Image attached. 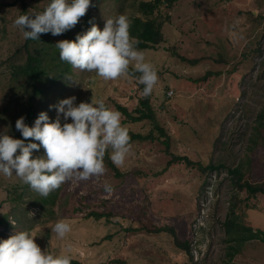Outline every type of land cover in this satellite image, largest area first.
Returning a JSON list of instances; mask_svg holds the SVG:
<instances>
[{"label": "rangeland", "instance_id": "1", "mask_svg": "<svg viewBox=\"0 0 264 264\" xmlns=\"http://www.w3.org/2000/svg\"><path fill=\"white\" fill-rule=\"evenodd\" d=\"M138 1L90 0L81 32L91 23L102 28L109 16L129 20L140 14ZM9 2L0 0V60L23 41L13 24L19 7ZM161 32L158 44L139 50L157 72L148 97L168 138V151L159 139L130 142L117 166L126 174L120 189L103 191L110 176L67 180L58 187L53 211L38 202L39 194L28 185L12 200L7 187L15 183L14 173L0 174V216L5 214L7 221L5 229L0 224V238L30 230L41 250L67 253L84 264H264V242L228 241L223 224L238 193L242 201L235 208L236 221L264 232V195L242 203L245 192H237L227 170L240 166L249 180L264 184V125H259L264 122L259 116L264 115V0H175ZM138 77L104 80L70 65L69 73L48 86L35 117L44 110L50 120L55 118L49 105L69 95L77 103L92 96L103 98L108 107L133 110L144 96ZM9 93L6 63L0 65V129L5 131L10 121L5 116L13 110ZM123 126L146 133L151 124L144 119ZM34 151L42 154L43 148ZM175 155L217 167L202 170L171 160ZM103 198L111 201L108 206L97 204ZM83 202L117 214L109 221L85 217ZM57 220L70 225L63 238L51 230ZM143 224L173 226L189 242L190 254L175 247L169 233L147 232L140 229Z\"/></svg>", "mask_w": 264, "mask_h": 264}, {"label": "clouds", "instance_id": "2", "mask_svg": "<svg viewBox=\"0 0 264 264\" xmlns=\"http://www.w3.org/2000/svg\"><path fill=\"white\" fill-rule=\"evenodd\" d=\"M89 5L90 0H47L41 10L18 14L13 24L26 39L36 40L46 32L57 35L73 27ZM128 26L124 15L105 18L102 28L91 23L74 39L55 42L58 57L72 68L92 72L104 80L124 76L131 65L140 73L138 82L143 85L142 94L147 96L157 81V72L135 47L137 41L130 37ZM64 78L75 80L71 76ZM75 101V95H69L50 104L56 117L50 120L47 112L41 110L31 126L24 122L23 115L18 116L14 127L23 139L0 129V174L14 173L30 189L46 196L67 180L102 175L107 149H111L108 158L119 166L130 150L128 130L121 124L119 111L108 107L103 98L91 96L88 101ZM40 148L43 153L34 155L33 150ZM103 187L111 191L109 184ZM51 230L63 238L70 225L57 220ZM34 236L30 230H15L0 238V264H70L69 254L41 250Z\"/></svg>", "mask_w": 264, "mask_h": 264}, {"label": "trees", "instance_id": "3", "mask_svg": "<svg viewBox=\"0 0 264 264\" xmlns=\"http://www.w3.org/2000/svg\"><path fill=\"white\" fill-rule=\"evenodd\" d=\"M175 0H140L137 4V10L140 14L133 15L128 21V32L130 37L135 38L137 44L135 45L138 49L144 48H153L162 40L161 27L162 23L168 18L169 9L172 6ZM47 0H11L9 4L12 6H18V14L21 12H26L30 9L41 10ZM7 4L6 2H2ZM2 4L0 3V6ZM17 14V15H18ZM87 15L84 13L83 16L78 18L77 23L67 29L66 31L57 34L51 35L50 33H41L38 35V39H26L23 37L22 43L16 47L11 53L7 55L5 60H0V65L7 63V73L9 75L10 89L11 93L8 94L7 103L12 107L11 114L5 116L10 119L7 128L8 133L15 138H22L19 130L14 127L15 119L23 115L24 122L31 126L37 107L39 106L43 95L45 94L48 86L51 83H57L59 78L69 73L70 65L61 61L58 57V49L55 47V42L60 39H74L75 34L82 31V27L87 25ZM130 76H139L140 73L131 69L129 66V71L127 73ZM6 98V97H5ZM115 109L119 111L122 116L121 124L126 122H136L147 119L150 121L151 127L150 130L146 133L132 131L127 128L129 143L132 141H145V140H154L159 139L165 145V151H168V138L165 134L164 129L161 124L158 123L153 107L150 104L148 95L139 97V102L133 110H128L125 106L120 104L115 105ZM262 118L263 114H260ZM258 121V120H257ZM259 125H264L259 123ZM258 132V131H257ZM256 132V133H257ZM160 137H164L160 139ZM23 139V138H22ZM27 139H31L30 137ZM109 149L105 151L103 162L105 166V172L102 174L105 177H111L109 185L111 190L115 188L120 189L123 179L126 176L116 165H114L111 160L108 158ZM33 154L36 155L33 150ZM171 160L183 161L189 166H195L199 169H214L217 166L207 165L201 166L199 162L190 160L185 155H175ZM230 173V180L233 186L236 187L237 192L244 191L245 196L242 203L245 201L255 199L258 193L264 195V184L262 182L251 181L247 178L246 170H242L240 166H233L227 169ZM13 184L7 187V190L12 191L13 198L16 200L20 198L23 194L26 183H23L19 177L15 176ZM23 188V190H22ZM105 191V188L104 190ZM59 188L56 190L50 191L46 196L39 195L37 200L41 204L45 205L47 211L52 210L57 199V194ZM234 203L230 205L228 212V217L224 220V228L227 233L228 241H245L251 239H259L258 233L251 230L249 226H245L240 222L236 221L238 214L235 212L237 203L242 201V198L235 193L232 196ZM110 200L103 198L97 202L99 205L108 206ZM84 203V207L81 208L85 210V217L92 216L95 219L104 218L105 220H110L112 217H115V213L112 209L99 210L94 207H90L89 204ZM118 210V209H116ZM142 211H145L141 207ZM0 224L3 225L5 229L7 225L6 215L2 214L0 216ZM3 229V230H4ZM137 229V228H135ZM140 229H144L147 232L159 233L167 232L171 235L172 241L178 249L183 250L185 253L190 254V246L187 240H181L178 234V231L170 225H146L143 224ZM243 231H247L246 236H242ZM3 231H0L2 235ZM261 241V240H260ZM263 242V241H262ZM235 250V248L232 246ZM230 257H233V252H228ZM121 261V260H120ZM70 264H84L81 259L73 258L70 261ZM120 264H124L122 261Z\"/></svg>", "mask_w": 264, "mask_h": 264}, {"label": "water", "instance_id": "4", "mask_svg": "<svg viewBox=\"0 0 264 264\" xmlns=\"http://www.w3.org/2000/svg\"><path fill=\"white\" fill-rule=\"evenodd\" d=\"M255 232L258 233L259 239L264 242V232L260 230H256Z\"/></svg>", "mask_w": 264, "mask_h": 264}]
</instances>
